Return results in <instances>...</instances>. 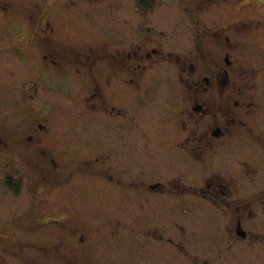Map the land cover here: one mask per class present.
I'll use <instances>...</instances> for the list:
<instances>
[{"label":"rangeland","instance_id":"374dc122","mask_svg":"<svg viewBox=\"0 0 264 264\" xmlns=\"http://www.w3.org/2000/svg\"><path fill=\"white\" fill-rule=\"evenodd\" d=\"M140 1L0 0V264L123 262L134 243L145 264H183L169 238L186 250L223 236L215 207L186 187L216 176L220 189V175L246 189L242 205L264 193V0ZM136 45L157 52L129 64ZM211 57L232 61L219 73L231 88L219 105L215 79L202 118L181 81L216 78ZM217 123L231 135L200 158L182 146L183 125ZM54 172L70 178L54 184ZM175 178L179 188L148 190ZM251 209L242 223L264 236Z\"/></svg>","mask_w":264,"mask_h":264},{"label":"flooded vegetation","instance_id":"af4514ba","mask_svg":"<svg viewBox=\"0 0 264 264\" xmlns=\"http://www.w3.org/2000/svg\"><path fill=\"white\" fill-rule=\"evenodd\" d=\"M216 31L219 32V30H216ZM139 52L141 53L139 54ZM156 52L157 50L155 48H152L151 51H144L143 45H136L133 47L132 51L131 50L128 51L127 62L129 61L134 62L137 60V62L140 63L142 59L144 60L148 56H150L152 53H156ZM216 62L217 60H213V57H211L209 64H212L214 68L215 66L217 67L216 69L217 77L216 78H214V76H209L208 74H204V75L199 76L197 82L192 81V79H189V77L187 79L183 78V81H181L183 82L184 87L187 92L188 91L191 92L192 89H193V92H195L196 98H195V104L192 107V110L195 111L196 113L203 112L204 114L201 115L202 118L208 112H212L215 110L214 106L216 105V101L204 95L205 92H209V89H210L209 86L214 85L215 79L219 80L218 85H217L218 94L220 92V95H221V99L219 100V105L224 103L222 102L223 101L222 96H223L224 90L226 89L228 93V91H230L229 88H231L230 87L231 78L229 77V75H226V78H225V76H223L222 74L220 75L219 73L223 71V68L225 66H230L232 64V61L229 59V57H225L223 58L222 63H219V62L216 63ZM197 63H199V60L197 61ZM190 66H191L190 67L191 70L194 71L196 69L194 64L191 63ZM206 67L208 69V64L206 65ZM213 70L214 69L212 68V71ZM233 85H234V88L237 87L235 84ZM198 89H201L200 90L201 93L197 91ZM249 97H251V99H249L247 103L248 105H251L254 101V95H250ZM228 99L231 102L232 98L230 96H228ZM234 104L239 105L238 99H236ZM189 117L192 118L191 112L189 113ZM232 120L233 122H235L237 119L233 117ZM240 123L242 122L240 121ZM204 127L205 126L198 125V124L190 126V127H188L187 125H183L185 137L182 141V146L196 158H200V154L202 153H207L209 148H214L215 147L214 145L218 144L220 142V139H223L231 135L230 126L228 125H221L220 123H217L213 127H207V128H204ZM1 138L2 137H0V139ZM94 165L95 163H93V166ZM92 169L95 170L92 176L96 175L100 177V175H102L104 177L102 179H104L105 182L115 184L114 180L111 178L112 176L109 175L108 171L97 170L95 166ZM235 176L237 175L234 174L232 177H235ZM215 177H212V179L210 178L206 179L203 186L200 188H193V187L187 188L186 187V190L183 192V195L187 196L190 192H192L195 194L196 197L210 202L215 207V210L218 211V213L221 216L220 225H221L222 231L220 232H222L223 234L221 239L218 238L217 240L212 241L209 244L207 243L203 244L202 242L199 243L198 241L194 240V242L189 244V248L186 250H184V248L180 244H175V242H173V239L171 240V238L168 239V243L170 245H175L174 251L178 252L176 249V246H178L179 250L182 251L181 258H184V259L183 260L180 258L179 259L182 261L183 264H237V263L238 264H252V263H255V249L258 245L264 246V243L261 242V239H263L264 236L259 233L257 234V233L251 232L249 228H246V226H244L242 223V215L244 213V209L251 207L255 211L253 212V210L251 209L250 214H252L251 216H253V218H251L250 220H256L258 219V216L262 217L264 215V199L262 200L261 198H263L264 193L259 192L258 194H250L249 196L250 200L249 201L247 200V202L244 203L245 205H242L240 202L242 199L241 195H243V193H246V189L241 188L242 184L236 182V184H234L232 187L231 179L228 180L227 184L226 183L224 184L226 177L218 175L219 177L218 180L222 181V183L217 184V185L219 188L221 186V188L211 189L210 186L213 183H215V180H214ZM66 178H70V175L65 176L64 180ZM154 178L157 179V177H154ZM153 182L147 185L148 190L152 192L154 191L164 192L163 188H165V186H169L168 188H179L178 181L176 178L173 180L167 181L165 184H161V183L154 184ZM59 185H61V183H59ZM222 185L225 188H223ZM238 194H239V198L237 199L232 198ZM81 234H83V236L80 235L81 237H79V239L81 241H86L85 239L86 237H84V234L86 233L82 232ZM247 235L249 236L247 237ZM253 238H256L257 243H253V241H251V239ZM134 244L136 245V248L134 249L132 255L124 258L123 262L112 260L113 259L112 257L111 259L106 257L105 264H118V263L120 264H143L144 263L145 264L146 261L141 256V252L144 254V250L140 248V245L138 243H134ZM244 246H248L250 250L246 251V248ZM90 248L92 247L90 246ZM151 250L152 249L150 248L149 252ZM242 250L246 252V256L241 255L240 252ZM125 253L128 254V249H125ZM263 255H261V261L263 260L262 259ZM94 257H95V260H97L96 252L94 254ZM198 257H200V259ZM78 261L80 262V260ZM99 262H101L102 264L103 259L100 258Z\"/></svg>","mask_w":264,"mask_h":264},{"label":"trees","instance_id":"16d2710c","mask_svg":"<svg viewBox=\"0 0 264 264\" xmlns=\"http://www.w3.org/2000/svg\"><path fill=\"white\" fill-rule=\"evenodd\" d=\"M139 4H140L141 6H145V5L148 4V1H147V0H141V1L139 2ZM152 7H153V6H152ZM152 7H151V8H152ZM189 12H190V11H189ZM190 13H192V12H190ZM202 49H204V47H202ZM205 53H206L205 50H203V51H202V56H204ZM209 68H211V70H212V68L214 69V67H213L212 64H209V65H208V69H209ZM52 176L60 177L59 180H57L54 184L62 183V182L64 181V178H65L64 174L55 173V172H54V174L52 173Z\"/></svg>","mask_w":264,"mask_h":264}]
</instances>
